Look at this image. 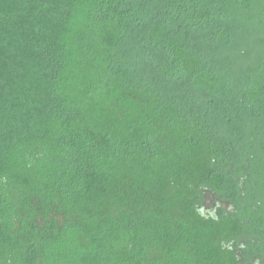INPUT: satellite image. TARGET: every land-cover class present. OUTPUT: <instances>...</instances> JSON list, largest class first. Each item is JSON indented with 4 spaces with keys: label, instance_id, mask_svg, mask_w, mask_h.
I'll return each instance as SVG.
<instances>
[{
    "label": "trees",
    "instance_id": "1",
    "mask_svg": "<svg viewBox=\"0 0 264 264\" xmlns=\"http://www.w3.org/2000/svg\"><path fill=\"white\" fill-rule=\"evenodd\" d=\"M0 264H264V0H0Z\"/></svg>",
    "mask_w": 264,
    "mask_h": 264
},
{
    "label": "rangeland",
    "instance_id": "2",
    "mask_svg": "<svg viewBox=\"0 0 264 264\" xmlns=\"http://www.w3.org/2000/svg\"><path fill=\"white\" fill-rule=\"evenodd\" d=\"M229 207V204L219 201L213 194H207L202 211L204 214L217 215L221 209Z\"/></svg>",
    "mask_w": 264,
    "mask_h": 264
}]
</instances>
